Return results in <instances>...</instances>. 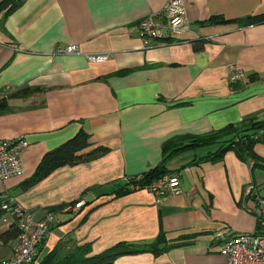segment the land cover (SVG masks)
Segmentation results:
<instances>
[{
	"label": "crops",
	"instance_id": "0c3cea01",
	"mask_svg": "<svg viewBox=\"0 0 264 264\" xmlns=\"http://www.w3.org/2000/svg\"><path fill=\"white\" fill-rule=\"evenodd\" d=\"M18 1L0 12V139L24 134L29 147L24 174L0 179V195L36 218L53 212L39 259L61 242L89 244L94 256L118 243H151L164 232L185 243L159 255H121L114 264H227L217 233L259 229L264 142L253 146L256 158L229 150L217 160L205 157L221 143L187 147L166 161L163 145L264 120V23L211 22L262 14L264 0H184L187 28L149 43L140 22L168 0ZM68 45L77 51H58ZM232 65L243 71L241 80L231 82ZM26 87L40 90L16 95ZM80 131L89 135L87 151H105L27 185L46 153ZM163 163L179 176L180 193L159 198L130 187ZM15 226L12 214L1 216L0 260L13 256L16 237L6 233Z\"/></svg>",
	"mask_w": 264,
	"mask_h": 264
},
{
	"label": "built area",
	"instance_id": "2783aa9c",
	"mask_svg": "<svg viewBox=\"0 0 264 264\" xmlns=\"http://www.w3.org/2000/svg\"><path fill=\"white\" fill-rule=\"evenodd\" d=\"M2 1V0H0ZM187 10L184 0H168L160 13H152L143 19L139 25V35L145 43L161 40L167 30L179 31L188 26ZM60 53L77 51L75 45H68L58 50ZM93 59L104 60L106 56H95ZM243 78V71L231 66V82ZM264 83V76L262 77ZM27 137L22 134L14 139H0V179L12 176H22L25 171L23 153L28 149ZM139 179V178H138ZM132 189L144 188L159 198L168 194L181 192V181L176 174H167L154 182L141 187L138 183L130 185ZM250 192V189L247 190ZM259 229L254 233H235L225 236L228 229H222L217 237L222 239L220 253L226 257L227 264H264V195L258 199ZM85 201H79L74 209L80 208ZM1 208L16 218L19 234L16 238L13 256L0 260V264H35L40 261L37 253L38 246L49 235L54 221L53 212L47 211L42 218L23 207L14 197L7 198Z\"/></svg>",
	"mask_w": 264,
	"mask_h": 264
},
{
	"label": "trees",
	"instance_id": "16d2710c",
	"mask_svg": "<svg viewBox=\"0 0 264 264\" xmlns=\"http://www.w3.org/2000/svg\"><path fill=\"white\" fill-rule=\"evenodd\" d=\"M19 4L20 1L18 0H2L0 1V12L6 10V13L8 14L17 8ZM231 21L237 22L241 26L257 25L264 23V13L250 15L236 20H226L222 17H213L211 19L212 23H226ZM203 43L204 40L200 42L197 48H201V44ZM39 90V88L26 87L18 91L16 95L27 96ZM5 105L4 102H0V109ZM185 140L188 141L185 142ZM259 141L264 142V120L244 121L201 136L170 139L163 145L164 161L176 152L187 147L211 146L216 143H221L220 148L216 151H210L205 158L217 160L229 150L235 151L241 158H247L249 155L253 158V156L255 157L252 151L253 146ZM90 145L89 135L84 131H80L75 137L68 140L63 145L46 153L38 165L35 174L27 182V185L31 186L39 182L60 166L84 162L96 158L105 151V148L103 147H96L87 151V148H89ZM258 166L264 168V161L259 163ZM167 174H169V170L166 167V164L163 163L144 173L139 179H132L131 184L138 183L143 187ZM6 200L7 199H3L0 195V218L6 213L1 208L2 203ZM18 234L19 229L16 223V226L9 230L6 233V236L17 238ZM181 243L185 242L171 240L164 232H161L157 239L151 243L144 245L118 243L98 255L89 256L91 251L89 244L78 245L61 242L52 251L45 255L43 259L35 264H114V260L121 255L146 251L159 255L167 251L170 247Z\"/></svg>",
	"mask_w": 264,
	"mask_h": 264
}]
</instances>
